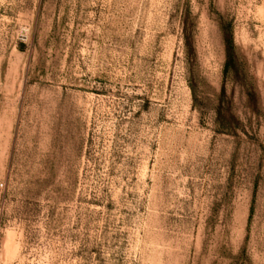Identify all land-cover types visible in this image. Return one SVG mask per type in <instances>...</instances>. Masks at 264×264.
<instances>
[{
  "label": "rangeland",
  "instance_id": "rangeland-1",
  "mask_svg": "<svg viewBox=\"0 0 264 264\" xmlns=\"http://www.w3.org/2000/svg\"><path fill=\"white\" fill-rule=\"evenodd\" d=\"M0 264H264V0H0Z\"/></svg>",
  "mask_w": 264,
  "mask_h": 264
},
{
  "label": "trees",
  "instance_id": "trees-1",
  "mask_svg": "<svg viewBox=\"0 0 264 264\" xmlns=\"http://www.w3.org/2000/svg\"><path fill=\"white\" fill-rule=\"evenodd\" d=\"M231 51H232L231 47H227V59L230 58Z\"/></svg>",
  "mask_w": 264,
  "mask_h": 264
}]
</instances>
